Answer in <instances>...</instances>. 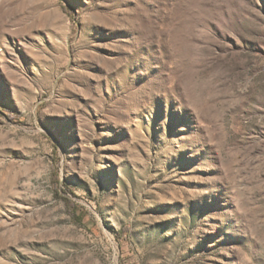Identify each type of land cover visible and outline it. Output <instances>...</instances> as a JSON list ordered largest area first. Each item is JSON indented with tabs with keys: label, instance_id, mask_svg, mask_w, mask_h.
<instances>
[{
	"label": "rangeland",
	"instance_id": "374dc122",
	"mask_svg": "<svg viewBox=\"0 0 264 264\" xmlns=\"http://www.w3.org/2000/svg\"><path fill=\"white\" fill-rule=\"evenodd\" d=\"M0 264H264V0H0Z\"/></svg>",
	"mask_w": 264,
	"mask_h": 264
}]
</instances>
